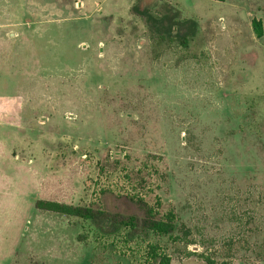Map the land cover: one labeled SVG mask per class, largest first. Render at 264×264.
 Returning a JSON list of instances; mask_svg holds the SVG:
<instances>
[{"label":"rangeland","instance_id":"rangeland-1","mask_svg":"<svg viewBox=\"0 0 264 264\" xmlns=\"http://www.w3.org/2000/svg\"><path fill=\"white\" fill-rule=\"evenodd\" d=\"M260 15L261 0H0V264H264ZM147 207L174 231L146 229Z\"/></svg>","mask_w":264,"mask_h":264},{"label":"trees","instance_id":"trees-1","mask_svg":"<svg viewBox=\"0 0 264 264\" xmlns=\"http://www.w3.org/2000/svg\"><path fill=\"white\" fill-rule=\"evenodd\" d=\"M216 2H223L224 0H213ZM191 25L194 24L192 21L190 23ZM195 25V24H194ZM252 30L254 33V36L258 39L262 38L263 36V28L260 21L252 20L251 21ZM187 36L184 35L180 38L179 42L183 47L187 46ZM139 202H142L141 199H137ZM38 209H46L49 211H53L56 213H61L69 216L78 217L84 220H94L97 215H101L100 212H95L92 209L89 208H83V207H72V206H66L61 205L57 203H37ZM145 228L152 231L153 233H156L158 235H169L171 234L175 229V222H174V216L171 213H168L163 218H157V215L153 212V210L149 207L146 208L145 211ZM132 218H130V225H132ZM157 264H170V259L166 256H158ZM207 264H216L213 261L206 259ZM223 264V263H220Z\"/></svg>","mask_w":264,"mask_h":264},{"label":"crops","instance_id":"crops-1","mask_svg":"<svg viewBox=\"0 0 264 264\" xmlns=\"http://www.w3.org/2000/svg\"><path fill=\"white\" fill-rule=\"evenodd\" d=\"M263 3H264V0H261ZM183 18H185V19H187V20H192L193 21V19L195 18L193 15H187V14H184V17ZM256 20L257 21H260L261 22V24H262V28H263V36H262V38L264 37V16L263 15H260V16H256ZM251 22V21H250ZM250 22H249V25L247 26L250 30L252 29V27H250ZM253 31V30H252ZM252 34L254 35V33L252 32ZM255 37V36H254ZM256 38V37H255ZM256 39H258V38H256ZM261 39V38H260ZM259 39V40H260Z\"/></svg>","mask_w":264,"mask_h":264}]
</instances>
